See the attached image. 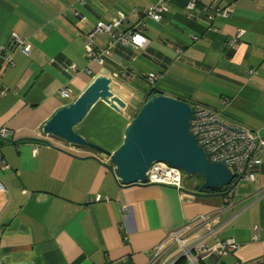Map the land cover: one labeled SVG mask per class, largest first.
Returning <instances> with one entry per match:
<instances>
[{
	"label": "crops",
	"instance_id": "crops-1",
	"mask_svg": "<svg viewBox=\"0 0 264 264\" xmlns=\"http://www.w3.org/2000/svg\"><path fill=\"white\" fill-rule=\"evenodd\" d=\"M83 1L0 0V47L7 48L0 56V131H11L0 139V264H151L153 250L184 225L194 239L239 244L202 264H264V150L255 180H242L228 204L223 194L201 199L157 183L121 185L88 149L33 140L101 67L131 85L132 106L116 114L95 105L77 127L91 141L121 140L134 110L160 93L202 104L264 137V0H196L190 14L188 0H171L160 21L145 14L156 0ZM223 10L228 17L217 14ZM119 13L124 19L114 31L141 22L148 43L114 44L103 64L90 65L87 33ZM12 34L28 41L29 54L9 46ZM112 39L98 33L95 42L106 47ZM210 213L213 233L200 217ZM174 250L166 245L163 256Z\"/></svg>",
	"mask_w": 264,
	"mask_h": 264
},
{
	"label": "water",
	"instance_id": "water-1",
	"mask_svg": "<svg viewBox=\"0 0 264 264\" xmlns=\"http://www.w3.org/2000/svg\"><path fill=\"white\" fill-rule=\"evenodd\" d=\"M129 89L128 82L101 67L75 98L57 107L42 122L40 133L46 138L33 140L49 144L48 139H55L88 149L92 153L90 158L106 161L121 185L152 184L148 182L149 169L155 162H165L179 168L186 177L202 179L196 190L183 189L184 193L201 199L226 195L228 189L222 190L238 180H234L235 173L229 164L213 160L192 133L195 108L188 100L163 93L148 97L134 110L122 139L115 142L97 143L77 130L97 104L116 114L129 109Z\"/></svg>",
	"mask_w": 264,
	"mask_h": 264
},
{
	"label": "built area",
	"instance_id": "built-area-1",
	"mask_svg": "<svg viewBox=\"0 0 264 264\" xmlns=\"http://www.w3.org/2000/svg\"><path fill=\"white\" fill-rule=\"evenodd\" d=\"M171 0H156L151 4L148 10L145 11L153 20L160 21L168 10V4ZM80 3H84L80 0ZM196 0H188L185 4V10L190 14L196 7ZM137 14V10L134 12ZM217 14H222L228 17L227 10L218 11ZM214 14L209 15L210 19H213ZM124 19V15L119 13L117 19L111 23L98 22L93 29H91L86 35V57L91 65L92 63L103 64L105 58L110 53L114 44L119 45H132L135 47H143L148 43V38L143 32V23L138 22L134 29L130 31H114L115 28ZM98 33H108L112 35V41L109 46L102 47L97 45L95 37ZM241 35V32L238 34ZM10 44L21 49L25 54L30 52V44L26 39L18 34H12ZM5 47H0V56L6 54ZM9 60L11 57L8 55ZM123 70L126 71L127 67L121 65ZM117 77V76H116ZM118 78V77H117ZM151 81L157 78V75L151 73L148 75ZM6 90H3L1 94H5ZM59 93L64 98H69L70 93L67 88H62ZM195 118L192 120L191 131L195 134L205 149L209 152L210 157L213 160L226 161L235 173L234 180H255L256 168L260 165L261 159L259 157L260 152L264 150V137L260 134L252 132L246 126L239 123H230L223 119L213 109L208 108L202 104H194ZM11 131L2 129L0 131V139H6ZM1 155V154H0ZM148 182L157 183L162 185H168L183 192L184 188V175L177 167L171 166L165 162H155L149 169ZM238 182L236 184L231 183L228 188V193L225 195V200L228 204H232L237 196ZM233 184V185H232ZM4 186L0 182V190H3ZM184 193V192H183ZM99 196L88 200V202L98 201ZM211 214V213H210ZM202 215L204 222L207 224L210 232L213 233L211 226H209L208 220L212 218L210 215ZM207 221V222H206ZM192 232L189 227L184 225L180 228L171 230L166 238L153 250L151 254V264H202V260L206 257L212 256L220 258L224 254L235 252L239 244L234 238L228 239H216L213 244H209L204 238H192ZM170 242V243H169ZM168 244H174V254L170 256H163L164 248ZM238 264H254V262H239Z\"/></svg>",
	"mask_w": 264,
	"mask_h": 264
},
{
	"label": "trees",
	"instance_id": "trees-1",
	"mask_svg": "<svg viewBox=\"0 0 264 264\" xmlns=\"http://www.w3.org/2000/svg\"><path fill=\"white\" fill-rule=\"evenodd\" d=\"M11 41V40H10ZM7 47H9V46H7ZM6 48V47H5ZM7 49V48H6ZM155 95V94H154ZM150 96H152V95H149L148 97H150ZM147 97V98H148ZM146 98V99H147ZM145 99V100H146ZM144 100V101H145ZM135 115V113L134 114H132V117ZM183 181H184V185H186V187L189 189V190H196L199 186H200V184L202 183V179L200 178V177H198V176H193V177H186V176H184V178H183ZM230 186H228V187H225L222 191H225V190H227L228 188H229Z\"/></svg>",
	"mask_w": 264,
	"mask_h": 264
},
{
	"label": "rangeland",
	"instance_id": "rangeland-1",
	"mask_svg": "<svg viewBox=\"0 0 264 264\" xmlns=\"http://www.w3.org/2000/svg\"><path fill=\"white\" fill-rule=\"evenodd\" d=\"M74 98V97H73ZM72 100V99H71ZM97 105H100V104H97ZM100 106H102V105H100ZM102 107H104V106H102ZM105 109H107L106 107H104ZM108 110V109H107ZM110 111V110H109ZM111 112V111H110ZM134 114V113H133ZM131 118H132V116H131ZM242 181H239L238 182V185L241 183Z\"/></svg>",
	"mask_w": 264,
	"mask_h": 264
},
{
	"label": "flooded vegetation",
	"instance_id": "flooded-vegetation-1",
	"mask_svg": "<svg viewBox=\"0 0 264 264\" xmlns=\"http://www.w3.org/2000/svg\"><path fill=\"white\" fill-rule=\"evenodd\" d=\"M184 189V188H183Z\"/></svg>",
	"mask_w": 264,
	"mask_h": 264
}]
</instances>
